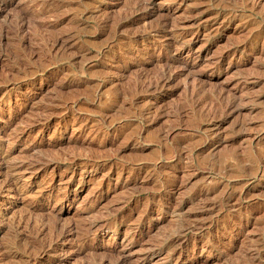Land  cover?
I'll list each match as a JSON object with an SVG mask.
<instances>
[{"label": "rangeland", "instance_id": "1", "mask_svg": "<svg viewBox=\"0 0 264 264\" xmlns=\"http://www.w3.org/2000/svg\"><path fill=\"white\" fill-rule=\"evenodd\" d=\"M0 264H264V0H0Z\"/></svg>", "mask_w": 264, "mask_h": 264}, {"label": "bare ground", "instance_id": "2", "mask_svg": "<svg viewBox=\"0 0 264 264\" xmlns=\"http://www.w3.org/2000/svg\"><path fill=\"white\" fill-rule=\"evenodd\" d=\"M12 186V185H11Z\"/></svg>", "mask_w": 264, "mask_h": 264}]
</instances>
